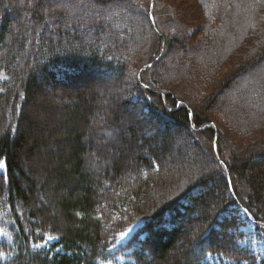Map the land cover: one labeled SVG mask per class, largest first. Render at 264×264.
Listing matches in <instances>:
<instances>
[{"label": "trees", "instance_id": "trees-1", "mask_svg": "<svg viewBox=\"0 0 264 264\" xmlns=\"http://www.w3.org/2000/svg\"><path fill=\"white\" fill-rule=\"evenodd\" d=\"M58 1L0 0V264H264L244 230L264 235V142L238 147L212 117L264 47L192 102L174 90L190 79L184 53L204 48L181 21L152 17L155 31L141 0ZM262 101L225 110L239 111L231 132L264 131Z\"/></svg>", "mask_w": 264, "mask_h": 264}, {"label": "rangeland", "instance_id": "rangeland-1", "mask_svg": "<svg viewBox=\"0 0 264 264\" xmlns=\"http://www.w3.org/2000/svg\"><path fill=\"white\" fill-rule=\"evenodd\" d=\"M197 1L198 0H141V3L145 10L148 8L152 9L153 7L154 11L151 15L155 23L158 22L159 26H162L168 17L181 21L184 24V28H186L185 34L187 38L185 44L191 45L192 43L198 42L204 48L202 49L204 51L201 52V55L191 54L188 51L184 53L182 58L186 63L184 74L190 76V79L186 80V82H182L183 94L174 90L175 94L180 97H187L186 95L190 92L192 95V102L201 103L207 100V98L212 97L218 91L226 77L231 75L234 70L238 68L243 69L244 67H242V65H249L253 56L264 47V0H244V2L240 3H238L239 0H229V2H232L230 8H227L228 6L225 8L223 3L218 6L213 1L215 5L213 14H209L206 11L202 12L201 10L206 8L200 9ZM56 2L59 1L56 0ZM136 19V21H140V15H138ZM150 42L151 38L146 37L137 55L144 57ZM169 50L167 56L164 57L167 59V62L170 58L175 60L174 57L170 56L171 53ZM173 68L175 67L171 68V72H173L171 73V75H173L172 77H174L178 71L177 68ZM154 71L156 72L155 68ZM193 75L196 76L197 80H193ZM260 76L264 77V61L261 66L246 67L240 78L236 79L235 77L236 80L234 84L225 87V90L223 89L224 91L221 92V98L220 93L217 95L219 99L215 104L222 107L219 108V111L213 112L212 117L223 130V133H225L231 141H234V143L236 142L238 147H241L239 144L248 142H264V131H255V129H252L245 134H242L241 131L237 132L239 134L231 132L236 127L233 124L235 118H229L230 114L235 117V115H238L239 111L233 110L229 115L225 114L224 111L229 108H242V105H245V102L250 100L251 91L259 90L263 92L264 78H260ZM1 78H4L3 74H0V79ZM260 86H262V88ZM86 87L87 95H89L92 86ZM48 100L54 101L53 98H51V94L48 96ZM259 103L260 102L256 103L257 107L261 106ZM261 103L263 104L264 101ZM106 105V100L102 101L98 108L104 111ZM92 119L94 121L93 116ZM255 121H257L256 118L250 120V125L253 128H255ZM244 126L245 129L248 127H246V124ZM259 128H264V120L259 125ZM4 172L5 166L4 163L1 162L0 174ZM238 214L243 216L242 212H238ZM134 229L135 226L123 232V235H119L116 245L126 241ZM244 230L248 233L246 240L250 242L253 252L264 254V235L259 231V227L246 221ZM173 254L180 255L181 250L175 249L171 255ZM117 259L122 260L119 256ZM214 259L215 258L212 256L207 257L209 262H213Z\"/></svg>", "mask_w": 264, "mask_h": 264}, {"label": "water", "instance_id": "water-1", "mask_svg": "<svg viewBox=\"0 0 264 264\" xmlns=\"http://www.w3.org/2000/svg\"><path fill=\"white\" fill-rule=\"evenodd\" d=\"M149 16H150V21H151V24H152V26H153V29L156 31L157 28H156L155 25H154V20H153V18H152V15L150 14ZM152 63H153V62H150V63H148V64H146V65H143V66L140 68V71H141L142 69H145L146 67L150 66ZM140 71H139V73H140Z\"/></svg>", "mask_w": 264, "mask_h": 264}, {"label": "snow or ice", "instance_id": "snow-or-ice-1", "mask_svg": "<svg viewBox=\"0 0 264 264\" xmlns=\"http://www.w3.org/2000/svg\"><path fill=\"white\" fill-rule=\"evenodd\" d=\"M121 235H123V233H121ZM50 239H51V237H50Z\"/></svg>", "mask_w": 264, "mask_h": 264}]
</instances>
